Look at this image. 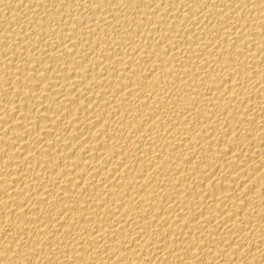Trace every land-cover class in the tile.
Here are the masks:
<instances>
[{"label":"bare ground","instance_id":"6f19581e","mask_svg":"<svg viewBox=\"0 0 264 264\" xmlns=\"http://www.w3.org/2000/svg\"><path fill=\"white\" fill-rule=\"evenodd\" d=\"M0 264H264V0H0Z\"/></svg>","mask_w":264,"mask_h":264}]
</instances>
